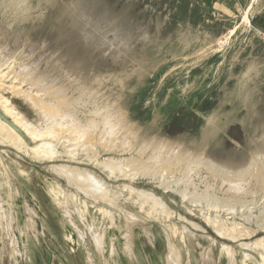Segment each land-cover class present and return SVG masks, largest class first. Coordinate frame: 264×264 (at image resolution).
<instances>
[{
  "label": "rangeland",
  "instance_id": "obj_1",
  "mask_svg": "<svg viewBox=\"0 0 264 264\" xmlns=\"http://www.w3.org/2000/svg\"><path fill=\"white\" fill-rule=\"evenodd\" d=\"M27 72L78 98L75 118L109 101L97 116L121 107L134 133L111 128L119 137L93 146L56 127L34 140L16 116L37 122L33 107L47 94H35ZM0 100V124L19 134L17 143L0 130V264H229L232 255V264H264V227L238 216L240 188L204 194L205 168L174 185L164 152L153 168L132 161L152 156L143 142L158 139L234 163L264 144V0H0ZM234 212L250 235L231 231Z\"/></svg>",
  "mask_w": 264,
  "mask_h": 264
},
{
  "label": "bare ground",
  "instance_id": "obj_2",
  "mask_svg": "<svg viewBox=\"0 0 264 264\" xmlns=\"http://www.w3.org/2000/svg\"><path fill=\"white\" fill-rule=\"evenodd\" d=\"M27 8V7H26ZM12 69V68H11ZM23 70V69H22ZM28 71V70H27ZM22 72V71H21ZM20 72V73H21ZM18 73V72H17ZM25 73H26V71H25ZM31 74H32V72H27V74H26V76H28V78H27V81H28V85H29V87H36L35 88V94H47L46 96V98L45 97H41V98H39V104H38V106L40 107V106H42V109H40V108H38V106H37V104L35 105V107H33V109H34V111H35V113H36V116H38L37 118H38V121L37 122H33L32 120H30V119H28L27 117H25L23 114H21V113H19V115H17L16 116V121H18V123L20 124V126L21 127H23L24 128V130L26 131V133L31 137V138H33L34 140H36V139H39V138H41L42 139V137H46V138H48L51 134H50V132H49V130L50 129H53V128H56V127H63L68 133H73V134H75L77 137H79V138H83L84 140L83 141H85L86 143H88V144H90V143H92L91 145H93V144H95L94 143V139H101V140H103V142H105V141H108L107 139H108V137H111V136H113L115 133H114V131H112V129L111 128H115V127H118V129H123L124 130V133H127L128 131L130 132V130L134 133V131L131 129V127H130V122H129V124H128V116H127V113L125 112V111H122L123 109L120 107V108H113L114 106V104L111 106L112 108H110L111 109V111H109V113L107 114H105V115H103L102 117H101V115H99V116H97L98 114H99V111L101 112L102 110H106L107 109V106L110 104V103H108L109 101H107L106 102V104H104V108H99V109H93V110H91V114L92 115H90V116H88V117H84V120L82 121V120H79V119H77V118H75L74 117V115H73V113H74V111H75V107L77 106V104L79 103V100H78V98L77 99H70V97H68V96H65V91H63V90H61V88L59 87V86H55V87H52V88H49V87H47V86H45L44 85V83L47 81L46 79V77H44V76H39L38 78H32V76H31ZM24 75V74H23ZM15 77V76H14ZM17 77H18V75H17ZM19 78V77H18ZM17 79V78H16ZM25 79V78H24ZM22 80V81H25V80ZM16 90H17V88H16ZM84 90L86 91V92H88V96H89V93H91V95L92 94H94L95 93V89H93V88H88V87H85L84 88ZM21 91V90H20ZM27 91V90H26ZM28 93V92H27ZM51 94H54V95H51ZM31 96H33V95H31ZM33 98V97H32ZM31 98V99H32ZM93 98H94V96H93ZM26 99H27V101H31V99H29L28 100V98H27V96H26ZM2 100V99H1ZM0 100V101H1ZM25 100V99H24ZM35 100V99H34ZM26 101V100H25ZM94 105H96V103H93ZM32 105V104H31ZM48 106H50L49 108H50V111H48L47 109H46V107H48ZM109 109V110H110ZM6 111V110H5ZM8 112V111H7ZM93 115H95V116H93ZM14 118V117H13ZM46 118V120H44V125H41L40 124V122L43 120V119H45ZM80 118V117H79ZM15 119V118H14ZM13 119V120H14ZM15 120H14V122H16ZM1 122V121H0ZM2 123V122H1ZM4 123V122H3ZM6 124V123H5ZM14 125H16V123L14 124ZM107 128H109V129H111L110 131V133H108V132H106L105 130H107ZM12 128H9V126L7 127L6 125H1L0 124V130L2 131V132H4V135L7 137V139H11V140H14V141H16L17 143L19 142V140H18V138L17 137H19L16 133H15V131H13V130H11ZM109 129H108V131H109ZM114 130V129H113ZM120 130L118 131V132H120ZM45 131H48V133H45ZM97 131V133H95ZM1 132V133H2ZM117 132V133H118ZM120 133H122V132H120ZM123 133V134H124ZM119 134V133H118ZM117 134V135H118ZM116 135V134H115ZM116 135V136H117ZM48 136V137H47ZM71 136V135H70ZM89 136V137H88ZM116 136H115V139H116ZM264 136V135H263ZM114 137V136H113ZM112 137V138H113ZM117 137H119V136H117ZM60 139V138H59ZM43 140H46V139H43ZM55 140V139H54ZM58 140V139H57ZM57 140H56V142H57ZM69 140L70 139H68V142H69ZM114 140V139H113ZM117 140V139H116ZM116 140H114V141H116ZM48 141H51V140H48ZM48 141H45V144L44 145H46V146H44V148L46 147V148H52V145H48L49 144V142ZM62 141V140H61ZM64 141V140H63ZM110 141H111V139H110ZM110 141H108V142H110ZM114 141H112V142H114ZM147 141V140H146ZM150 141V140H149ZM74 142V141H73ZM152 143H147V145H145L146 143H145V141L143 142L144 143V145L143 146H145V152H146V150H147V152L149 151L148 149L149 148H147V147H151V148H153V150H152V152H153V154H152V156H149L148 154H147V152H146V154H147V156H146V161H145V157L143 158H140V156H138V158H136L135 160H132L133 162H134V164H136L137 162L138 163H140L141 165H143V164H145V163H147L148 161L147 160H151L152 159V161H154L155 162V164L153 163V164H151L152 166H151V168H153V167H156L157 166V162H160V159L161 158H164V160L162 161L161 160V162H163L162 163V165H165V164H167L169 161H171L170 160V158L169 157H167V155H173V156H171L172 158H174L175 159V161H173L174 162V164H168V165H165V166H163V168L164 167H166V166H168V168L169 169H171L170 170V172L171 173H168V174H173L172 176H173V178H174V180L172 181V182H174L173 184L174 185H178V184H180L181 182H183L184 183V186H185V178H186V175H184V171L185 170H188V168H190V170H192L191 172H196V173H198L199 174V172L201 171V169H203V168H205V169H207V170H209V175H205L206 177H205V180H206V186L204 185V187H205V189L203 190L204 192V194H209L210 196H212V195H217L218 194V191H223V190H229V189H231V190H234V189H236V190H238L239 188V190H238V194L237 195H235V198H238V201H239V198H240V202H241V204H242V206L243 205H246L247 204V206H246V208H244V209H239V207H237L238 209H239V213H237V214H239L238 216L240 217V218H242L243 220H245L247 223H250V222H252V218L253 217H257V220H258V222H260L259 224H258V227L259 228H263L264 227V144H263V142L261 143H256L255 144V146L254 147H252V148H250V151L248 152V154H247V156H246V158L244 159V160H242L241 162H237V163H234V162H231V161H229V160H218V159H214V158H212V157H210V156H208L207 154H206V151H205V149L203 148V149H200V150H190V149H187V148H185V147H183L182 146V144L181 143H170L169 141H167L166 139H158V140H153V141H151ZM43 143V142H42ZM50 143H52V142H50ZM59 143V142H58ZM62 142H60L59 144H61ZM77 143H79V142H77ZM84 142H82L81 144H83ZM100 143H102L101 141H100ZM119 143V142H118ZM118 143H117V145H116V143H115V145L116 146H118ZM39 144H41L40 142H39ZM54 144H56V143H54ZM73 144V143H72ZM71 144V145H72ZM87 144V145H88ZM102 144H104V143H102ZM105 144H106V142H105ZM110 144H112V143H110ZM43 145V144H42ZM83 145H86V144H83ZM82 145V147H84ZM86 145V146H87ZM106 145H109V143L108 144H106ZM114 145V144H113ZM74 146H75V142H74ZM94 146V145H93ZM115 146V147H116ZM129 146H131V145H129ZM36 147H38L39 148V146L37 145V146H35V149L34 150H36L37 148ZM41 147V146H40ZM110 147V149L112 148L111 146H109ZM114 147V146H113ZM127 147V146H126ZM137 147V146H136ZM140 147V146H139ZM138 147V148H139ZM44 148H42L43 150H44ZM45 148V149H46ZM131 148H132V146H131ZM140 148H143V147H140ZM150 148V149H151ZM40 149V148H39ZM39 149H37V150H39ZM49 149H48V151H49ZM115 149V148H114ZM129 149H130V147H129ZM134 149H135V146H134ZM171 150L172 151V153L171 152H167V150ZM50 150H52V149H50ZM54 150V149H53ZM121 150V149H120ZM130 150H132V149H130ZM40 151H41V149H40ZM124 151H125V149H124ZM134 151V150H133ZM141 151H143V149L141 150ZM140 151V152H141ZM150 152V151H149ZM161 152H164V157H161V158H159V157H157L158 156V154H160ZM151 153V152H150ZM149 153V154H150ZM132 155V154H131ZM133 155H135V154H133ZM139 155V154H138ZM145 155V154H144ZM151 155V154H150ZM142 156V155H141ZM160 156V155H159ZM162 156V155H161ZM130 157V156H129ZM132 158H133V156H131ZM130 157V158H131ZM108 158V157H107ZM129 158V159H130ZM111 159V158H110ZM129 159H127V161L129 160ZM114 160V159H113ZM112 160V161H113ZM117 160H118V158H117ZM123 160V159H122ZM131 160V159H130ZM106 161V160H105ZM107 161H110V163H112L111 162V160H109V158H108V160ZM119 161V160H118ZM104 162V161H103ZM114 162H116V158H115V160L113 161V163ZM120 162V161H119ZM151 162V161H150ZM150 162L148 163V165L150 164ZM160 162V163H161ZM105 163V162H104ZM103 163V165H105ZM109 163V162H108ZM130 164H131V162H129ZM129 163H127L126 165L128 166V164ZM171 163H172V161H171ZM107 165V164H106ZM105 165V168H107L108 166H106ZM116 165H117V162H116ZM110 166V165H109ZM111 166H113V164L111 165ZM131 166V165H130ZM119 167V166H118ZM125 167V166H124ZM129 167V166H128ZM144 167H145V165H144ZM161 167V166H160ZM117 168V167H116ZM126 168V167H125ZM158 168H159V163H158ZM167 168V167H166ZM114 167H113V171H114ZM118 169V168H117ZM121 169V168H120ZM149 169V168H148ZM169 169H166V170H169ZM66 170V169H65ZM125 170V169H124ZM159 170V169H158ZM157 170V171H158ZM161 170V169H160ZM175 170L177 171V172H179V174H177V173H175L174 174V172H175ZM204 170V169H203ZM202 170V171H203ZM71 171V169L69 170V172ZM128 171V170H127ZM126 171V172H127ZM174 171V172H173ZM68 172V171H67ZM124 172V171H123ZM126 172H125V175H126ZM130 172V171H129ZM144 172H145V170H144ZM159 172V171H158ZM166 172H169V171H166ZM189 171H187V175L189 174V173H191V172H189ZM204 172V171H203ZM71 173V172H70ZM143 173V172H142ZM74 173H73V171H72V175H73ZM146 174H147V172H146ZM145 174V175H146ZM197 174V175H198ZM201 174V173H200ZM204 174V173H203ZM207 174V173H206ZM71 175V174H70ZM90 175V174H89ZM140 175H141V173H140ZM153 175V174H152ZM162 175V174H161ZM160 175V176H161ZM165 175V174H164ZM192 175H195V174H193L192 173ZM67 176H68V174H67ZM151 176V175H150ZM159 176V177H160ZM166 176V175H165ZM164 176V177H165ZM196 176V175H195ZM202 176V175H201ZM87 177V176H86ZM89 177H93V176H89ZM158 177V180L160 179ZM200 177V176H199ZM170 178V177H169ZM164 179V178H163ZM166 179V178H165ZM164 179V180H165ZM192 178H190V180H191ZM204 179V178H203ZM94 180V179H93ZM100 180V179H99ZM170 180H171V178H170ZM169 180V181H170ZM196 180H197V178H196ZM199 180V179H198ZM152 181V180H151ZM153 182H154V180H153ZM162 182H164V181H162ZM187 183H189V181H186ZM191 182H193V180L191 181ZM100 183V182H99ZM99 183H96L95 182V180L93 181V185H94V187H97L98 188V184ZM104 183V182H103ZM129 183V182H128ZM193 183H195V182H193ZM101 184V183H100ZM171 184V183H170ZM189 184H191V183H189ZM93 185H92V187H93ZM102 186H104V185H107V184H101ZM100 185V186H101ZM123 185V184H122ZM166 185H169V183L168 184H166ZM192 185V184H191ZM196 185V184H195ZM199 185V184H198ZM197 185V186H198ZM99 186V188L100 189H102L101 187ZM131 186V185H130ZM129 186V187H130ZM179 186V185H178ZM183 186V185H182ZM186 186H188V184L186 185ZM106 187V186H105ZM120 187V186H119ZM118 187V188H119ZM127 187V186H126ZM133 187V186H132ZM161 187V186H160ZM165 187H168V186H165ZM174 187V186H173ZM192 187H194V185H192ZM196 187V186H195ZM194 187V188H195ZM203 187V188H204ZM241 187H243V188H245L244 190H242V188ZM121 188V187H120ZM119 188V189H120ZM128 188V187H127ZM164 188V187H163ZM182 187H180V188H177V189H181ZM185 188V187H184ZM202 188V189H203ZM104 189V188H103ZM109 189V188H108ZM118 189V190H119ZM169 189H171V188H169ZM177 189H176V191L175 192H177ZM190 189H192V188H190ZM117 190V189H116ZM117 190V191H118ZM122 190V189H121ZM129 190V189H128ZM135 190V189H134ZM172 190V189H171ZM101 191V190H100ZM106 191V190H105ZM120 191V190H119ZM136 192L138 191L139 192V190H135ZM179 191V190H178ZM192 191V190H191ZM191 191L189 192V190H187V189H184V190H182L181 191V195L184 197V198H186V197H189V195H191L190 193H191ZM136 192H131L132 194L134 193V194H136ZM142 192V193H141ZM147 192V191H146ZM173 192V191H172ZM193 192H197L196 190H194ZM110 193V192H109ZM121 193V192H120ZM131 193H129V194H131ZM140 193L141 194H143L144 192L143 191H141L140 190ZM179 193V192H178ZM201 193V192H200ZM148 194H149V192H148ZM153 194L154 193H152V196H153ZM177 194V193H176ZM198 194V193H197ZM197 194H194V195H197ZM112 195V194H111ZM139 196H140V194H138ZM147 194H145L144 195V197L146 196ZM178 195H180V194H178ZM222 195V194H221ZM137 196V195H136ZM151 195H150V197L151 198H154V197H152ZM199 196V195H198ZM204 196V195H203ZM141 197H142V195H141ZM147 197V198H146ZM145 198L146 199H148V197L149 196H146ZM155 197H157L158 198V196H155ZM192 197V196H191ZM193 197H195V196H193ZM192 197V198H193ZM206 197V196H205ZM204 197V198H205ZM222 197V196H221ZM223 197H225V196H223ZM227 197V196H226ZM228 197H230V196H228ZM137 198H138V196H137ZM196 198H198L197 196H196ZM195 198V199H196ZM231 199H232V196L230 197ZM95 199V198H94ZM100 199H102V198H100ZM114 199V198H113ZM142 200L143 199V197L142 198H139V200ZM146 199H144V200H142V201H146L147 202V200ZM159 199V198H158ZM190 199V198H189ZM200 199V201H201V198H198V200ZM211 199V198H210ZM210 199H209V201H210ZM67 200V199H66ZM66 200H65V202H66ZM68 200H70L71 201V199L69 198ZM67 200V201H68ZM150 200V199H149ZM148 200V201H149ZM181 200V199H180ZM203 200H205V199H203ZM202 200V201H203ZM232 200H236V199H232ZM70 201H68V202H70ZM136 201H137V199H136ZM155 200H153L152 202H154ZM161 200H159V202H160ZM192 201V200H191ZM193 201H194V198H193ZM201 201V203H204V204H206L205 202H206V200H205V202H202ZM207 201H208V199H207ZM116 202V201H115ZM151 202V201H150ZM156 202H158V201H156ZM156 202H154L155 203V207H156V204H158L159 206V210H162V211H159V213L161 212V213H163V214H165V213H167V211L164 213L163 212V210H165V208L163 209H160L162 206L163 207H166V206H164L165 205V203L164 204H161L162 206L160 207V203H156ZM197 202V201H196ZM213 202H215V203H225L224 201H222V199L221 198H218V197H215L214 199H213ZM213 202H212V204H209V207H210V205H214L213 204ZM67 203V202H66ZM162 203H163V200H162ZM190 203V202H189ZM200 203V204H201ZM227 203V202H226ZM232 203V202H231ZM68 204V203H67ZM145 204V203H144ZM148 204V203H147ZM153 204V203H152ZM151 204V205H152ZM230 204V203H229ZM238 204H240V203H238ZM114 205V204H113ZM193 205V204H192ZM231 205V204H230ZM114 206H117V205H114ZM154 206V205H153ZM221 206V205H220ZM219 206V207H220ZM239 206V205H238ZM154 207V208H155ZM184 207V206H183ZM188 207V206H187ZM208 207V206H207ZM222 207V206H221ZM224 207H226V206H224ZM232 207H234V205L232 206ZM153 207H152V209H154ZM253 208H255V209H257L255 212H257V214L256 215H254V209ZM119 209V208H118ZM151 209V210H152ZM166 209H167V207H166ZM228 209V208H227ZM229 209H231L230 207H229ZM238 209L236 210V211H238ZM105 210V209H104ZM156 210V211H155ZM155 210H153V211H155V212H158V210L157 209H155ZM232 210V209H231ZM244 210H246V211H244ZM105 211H107V210H105ZM118 211V210H117ZM225 211V210H224ZM227 211V210H226ZM234 211V210H233ZM119 212V211H118ZM168 212H169V209H168ZM175 212V211H174ZM214 212V211H213ZM212 212V213H213ZM73 213V212H72ZM107 213V212H106ZM170 213V212H169ZM168 213V214H169ZM215 214V213H214ZM236 214V212H234L233 213V217H232V221H229L228 219H230V218H228V219H226V221H228L229 222V224L230 225H232L233 227H232V232H235V233H237V232H239V230H241L242 229V232H241V234H242V236H244V235H250L253 231H254V229L251 227V226H246V227H241V225L239 224H237L236 222H235V220H236V217H238V216H236L235 217V215H237ZM166 215V214H165ZM213 215V214H212ZM206 216V215H205ZM211 216V215H210ZM210 216H208V218H209V220H211L210 218H212V217H210ZM214 218L216 217L217 218V216L215 215V216H213ZM183 218V217H182ZM208 220V219H207ZM206 220V221H207ZM214 220H216L217 221V219H214ZM213 220V221H214ZM219 220H220V218H219ZM221 221H222V218H221ZM224 221V220H223ZM222 221V223H224ZM237 221V220H236ZM227 223V222H226ZM240 223V222H239ZM175 224V223H174ZM217 225H219V221H218V223H216ZM228 224V223H227ZM228 224V225H229ZM246 224V223H245ZM256 224H257V222H256ZM31 225H33V224H31ZM222 225V224H221ZM224 226V225H223ZM245 226V225H244ZM175 227V226H174ZM222 229H223V227L222 226H220ZM225 227V226H224ZM228 226L226 225V228H227ZM173 228V227H172ZM177 227H175L174 228V230L176 229ZM219 229V228H218ZM225 230H227V229H225ZM224 230V231H225ZM172 231V230H171ZM219 231H221L220 229H219ZM176 232H177V230H176ZM179 232V231H178ZM222 232V231H221ZM223 233V232H222ZM225 233V232H224ZM173 234V233H172ZM230 234H231V232H230ZM234 234V233H233ZM229 235V234H228ZM236 235V234H235ZM100 237V236H99ZM99 237L97 238V236L96 237H94V239L95 238H97V239H99ZM99 241H100V239H99ZM99 241H96L95 243H101V241L99 242ZM131 242V241H130ZM262 242V241H261ZM260 243V242H259ZM258 243V244H259ZM129 245V244H128ZM130 245H132V244H130ZM129 245V246H130ZM173 245V244H172ZM171 245V246H172ZM255 245H257L256 243H255ZM262 245V244H261ZM98 246V248H99V246H100V248H101V245L99 244V245H97ZM225 246V245H224ZM258 246V245H257ZM256 246V247H257ZM264 247V246H263ZM172 248V247H171ZM225 248V251H227V250H229V249H227L228 247H224ZM230 248V247H229ZM130 249V248H129ZM232 249V248H231ZM264 249V248H263ZM173 250H174V248H173ZM173 250H171V252L172 253H174L173 252ZM231 253L229 254V256L230 255H232V253H233V251L234 250H229ZM169 253H170V251H169ZM229 253V252H228ZM227 252H226V254H228ZM175 254V253H174ZM172 254L170 253V255H167V258L168 259H170L169 261L171 262V263H175L174 261H175V257L173 258L172 256H171ZM176 255H177V253H176ZM178 256V255H177ZM233 256V255H232ZM231 256V257H232ZM228 257V256H227ZM231 257H230V260H229V264H232V261L233 260H231ZM246 257H248V256H246ZM177 258H179V257H177ZM229 258V257H228ZM233 258V257H232ZM234 259V258H233ZM178 260V259H177ZM230 261H231V263H230ZM177 263H178V261H176ZM206 262V261H205ZM234 263V262H233Z\"/></svg>",
  "mask_w": 264,
  "mask_h": 264
}]
</instances>
